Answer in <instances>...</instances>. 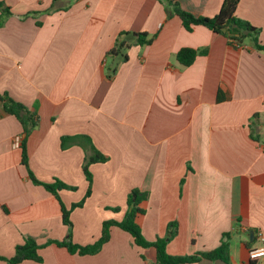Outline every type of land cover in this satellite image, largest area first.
I'll use <instances>...</instances> for the list:
<instances>
[{"label": "crops", "instance_id": "1", "mask_svg": "<svg viewBox=\"0 0 264 264\" xmlns=\"http://www.w3.org/2000/svg\"><path fill=\"white\" fill-rule=\"evenodd\" d=\"M177 1L213 17L224 0ZM236 15L259 27L264 42V0H240ZM123 31L155 37L133 44L110 78L107 54ZM184 47L199 50L189 66L177 60ZM5 95L38 121L27 135L29 168L43 182L76 187L59 191L67 207L88 190L87 152L78 144L63 148L62 137L87 135L107 157L90 165L91 195L70 214L74 243H94L105 220L123 219L138 189L147 193L136 216L147 241L176 222L167 249L186 255L215 250L230 233L229 262L185 264H250V249L261 246L257 233H264V52L251 41L236 48L203 25L189 31L160 0H0ZM24 137L0 100L1 256L12 257L32 236L43 260L19 264H155V247L138 246L117 226L96 254L56 244L69 228L58 198L29 177Z\"/></svg>", "mask_w": 264, "mask_h": 264}, {"label": "trees", "instance_id": "2", "mask_svg": "<svg viewBox=\"0 0 264 264\" xmlns=\"http://www.w3.org/2000/svg\"><path fill=\"white\" fill-rule=\"evenodd\" d=\"M74 1V0H70ZM168 15L177 16L182 21L183 26L191 31L197 25H203L212 31L222 34L227 37L229 44L240 48L245 45L247 40L251 41L252 46L259 51L264 52V42L260 41V28L253 25L248 20L242 19L236 15V9L240 0H224L219 12L213 17L208 16H196L193 13L183 9L177 0H160ZM9 11V9H5ZM224 28L227 31H224ZM155 35H151L147 32H132L123 31L119 33L114 47L108 52V57L111 59L110 63L107 64V75L113 77L118 69L121 62L128 60V50L133 44L145 46L150 44ZM199 55V50L191 47H184L177 53V60L185 65L189 66L193 64ZM220 99V96H219ZM0 100L3 101L5 110L14 116H16L23 125L24 133L26 137L23 138L22 148V161L27 166L29 177L33 183L37 185H43L48 191L54 194L60 201L63 221L69 228V235L63 241H54L60 246L67 247L72 253L80 254H96L98 253L105 243L111 238V228L113 226L120 227L124 231L128 232L135 244L140 247L146 248L154 246L156 249V261L155 264H185L195 263L202 259H208L211 261L222 260L229 262L230 260V239L231 234L225 233L221 240V245L212 251L199 252L195 254L186 255H173L168 252L167 245L175 237L177 230L176 222L169 224L167 234L164 237H157L156 240L149 242L145 239L140 224L136 221L138 213H144V209L140 207L143 200L147 198V193L142 192L138 189H133L128 195L127 199V210L123 219H107L103 222L102 233L99 239L94 243L87 245L76 244L72 241V227L73 222L70 219L71 212L77 208L82 207L86 199L91 195L92 192V181L93 175L90 171V165L95 162H104L107 160L105 155H102L92 142V139L87 135H73L63 136L61 145L63 148H67L72 144H78L83 147L87 152L84 163L83 171L89 181V187L86 195L79 202L73 203L70 207H67L62 201L59 191L62 189H76V187L65 184L60 179H54L53 182H43L39 180L33 171L29 168L28 164V152H27V135L31 129L34 128L38 121L33 112H31L26 105L21 102L14 100L13 98L5 95L1 96ZM91 153V154H89ZM114 211H119L121 208L114 207L110 208ZM48 243H52L49 241ZM250 244V241H249ZM40 244L32 236H26L24 243L17 245L15 254L12 257H4L0 255L1 260L7 261L8 264H19L21 262L32 260L42 262L43 258L39 253ZM258 259L250 260V264H258Z\"/></svg>", "mask_w": 264, "mask_h": 264}, {"label": "built area", "instance_id": "3", "mask_svg": "<svg viewBox=\"0 0 264 264\" xmlns=\"http://www.w3.org/2000/svg\"><path fill=\"white\" fill-rule=\"evenodd\" d=\"M19 140H20V137H19ZM257 235L261 242V246L250 249L249 255H250V258L252 259H259V258L264 257V233L262 231H259Z\"/></svg>", "mask_w": 264, "mask_h": 264}, {"label": "water", "instance_id": "4", "mask_svg": "<svg viewBox=\"0 0 264 264\" xmlns=\"http://www.w3.org/2000/svg\"><path fill=\"white\" fill-rule=\"evenodd\" d=\"M224 31H227V29H226V28H224ZM253 235H254V232L252 231V232H251L252 241H253Z\"/></svg>", "mask_w": 264, "mask_h": 264}]
</instances>
